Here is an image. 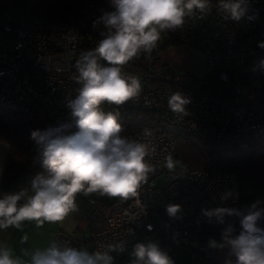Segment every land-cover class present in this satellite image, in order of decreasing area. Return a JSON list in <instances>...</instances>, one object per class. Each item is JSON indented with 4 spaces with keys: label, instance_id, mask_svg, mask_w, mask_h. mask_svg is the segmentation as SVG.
<instances>
[{
    "label": "built area",
    "instance_id": "1",
    "mask_svg": "<svg viewBox=\"0 0 264 264\" xmlns=\"http://www.w3.org/2000/svg\"><path fill=\"white\" fill-rule=\"evenodd\" d=\"M248 2L246 15L235 21L219 9V0H209L203 12L195 10L185 18L182 28L165 30L150 54L141 53L122 67L123 75L139 78L140 95L120 106L102 103L99 110L137 122L122 128L120 136L148 144L145 159L154 171L148 173L137 195L128 199L114 197L107 202L95 192L78 193L89 207V231L58 228L46 248L55 242L61 249L106 252L112 264H132L136 244L155 243L173 264L180 246L212 262L217 246L210 241L217 244V239L204 236L203 225H220L225 230L237 225L240 217L225 216L221 223L204 212L225 207L247 214L257 201L256 210L264 208V192L242 193L234 171L191 168L175 153L178 137L223 141L247 134L264 137V84L259 78L264 73V48L260 47L264 3ZM109 10L110 5L86 3L60 16H31L14 15L0 7V107L38 115L53 128L72 125L62 129L63 134L77 131L68 106L81 87L75 79L77 62L103 38L105 26L93 22ZM181 44L199 50L197 70L158 59L166 48ZM176 92L189 99L185 113L168 106ZM168 156L175 164L173 170L166 167ZM159 177L163 182L154 185ZM169 205L180 206L175 217L168 215ZM152 213L160 214L165 224L155 222Z\"/></svg>",
    "mask_w": 264,
    "mask_h": 264
},
{
    "label": "clouds",
    "instance_id": "2",
    "mask_svg": "<svg viewBox=\"0 0 264 264\" xmlns=\"http://www.w3.org/2000/svg\"><path fill=\"white\" fill-rule=\"evenodd\" d=\"M108 4L111 10L93 22L105 26L103 38L77 62L75 79L81 87L68 105L77 131L63 134L62 129L72 127L63 125L31 132L47 175L37 176L30 192L25 189L0 198V229L22 230L25 221H34L37 227L45 222H62L77 210L75 199L81 192L128 199L137 195L141 183L147 182L148 173L154 171L145 159L150 151L148 144L121 137L122 125L117 116L103 113L99 106L105 102L120 106L138 97L139 78L123 75L122 67L141 53L150 54L165 30L182 28L185 18L195 10L203 12L209 0H108ZM248 6V0H219L218 4L235 21L246 15ZM260 47L264 48V43ZM188 103L181 92L173 93L168 100L169 108L176 113H185ZM166 167H175L171 156L166 158ZM258 203L247 214L225 207L204 212L221 223L225 216L240 217L238 234L233 235L236 230L232 225L222 234L230 255L235 256L234 261L228 259L225 264H264V227L259 224L264 210H256ZM178 211L179 205L167 206L169 216L175 217ZM26 241L27 235L22 236L21 243ZM210 243L217 246L214 240ZM132 255V264H173L155 243L136 244ZM112 259L106 252L89 254L75 247L61 249L55 242L43 250L22 249L20 255H14L0 242V264H112Z\"/></svg>",
    "mask_w": 264,
    "mask_h": 264
},
{
    "label": "trees",
    "instance_id": "3",
    "mask_svg": "<svg viewBox=\"0 0 264 264\" xmlns=\"http://www.w3.org/2000/svg\"><path fill=\"white\" fill-rule=\"evenodd\" d=\"M260 1L264 3V0ZM86 3L109 5L108 0H0V7L14 15L60 16ZM2 49L0 44V52ZM145 115L141 114V117ZM118 122L123 129L137 123L120 119ZM47 128L53 127L38 115L28 116L0 107V140L9 146L0 179V188L5 193H19L25 189L30 192L32 181L37 176L47 175V170L38 159L37 145L31 139L32 131ZM175 153L191 168L234 171L242 193L264 192V137L247 134L229 141L212 137H178ZM96 195L101 196L99 192ZM259 224L264 227V215ZM234 228L233 235H236L239 223ZM223 231L220 225L204 224L202 227L204 236L216 239L222 237Z\"/></svg>",
    "mask_w": 264,
    "mask_h": 264
},
{
    "label": "crops",
    "instance_id": "4",
    "mask_svg": "<svg viewBox=\"0 0 264 264\" xmlns=\"http://www.w3.org/2000/svg\"><path fill=\"white\" fill-rule=\"evenodd\" d=\"M8 147V143L0 140V179ZM4 194L5 192L0 188V198H3ZM103 196L106 197L104 200L107 202L114 199V197H110L106 194ZM75 203L77 205V210L71 212L62 222H45L42 227H37L34 221H25L23 222L22 230H18L14 227L0 229V242L5 243L9 248H11L14 255H20L22 249H28L29 251L45 249L51 234L58 228L71 230L75 227H81L87 233L89 231V207L86 201L80 198L78 194L76 195ZM24 235H27V241L22 244L21 237ZM221 244H224V247H219ZM228 259L234 261L235 256L230 255L229 246L225 243L222 237H219L217 238L216 256L212 262L193 254L186 247L180 246L176 250L174 264H225V261Z\"/></svg>",
    "mask_w": 264,
    "mask_h": 264
},
{
    "label": "rangeland",
    "instance_id": "5",
    "mask_svg": "<svg viewBox=\"0 0 264 264\" xmlns=\"http://www.w3.org/2000/svg\"><path fill=\"white\" fill-rule=\"evenodd\" d=\"M200 52L197 48L187 45V44H181L176 47H168L165 50H163L159 56L158 59L160 62H179L187 64L191 67H193L195 70L199 68L200 64ZM259 78L261 80V83L264 84V73H261L259 75ZM264 89V88H262ZM163 182V177L156 178L153 181L154 185L161 184ZM244 191H250L245 189ZM100 199H106L103 195H97ZM151 217L155 222H157L160 225L165 224V221L158 213H152Z\"/></svg>",
    "mask_w": 264,
    "mask_h": 264
}]
</instances>
